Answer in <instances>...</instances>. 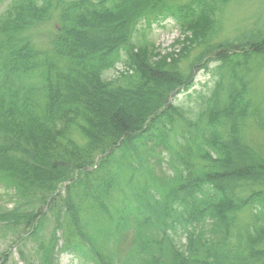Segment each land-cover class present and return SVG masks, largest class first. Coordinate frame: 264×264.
<instances>
[{
  "label": "trees",
  "instance_id": "obj_1",
  "mask_svg": "<svg viewBox=\"0 0 264 264\" xmlns=\"http://www.w3.org/2000/svg\"><path fill=\"white\" fill-rule=\"evenodd\" d=\"M177 1L13 0L0 12V182L17 200L52 199L58 184L77 173L62 199L65 229L59 212L51 214L63 230L60 250L92 264H125L104 252L112 229L115 246L126 245L130 227L139 264H233L239 255L228 257L224 250L230 226L245 208L254 210L244 234L248 264L264 259V104L252 96L264 68V17L224 37L220 11L231 0ZM54 17L53 53L46 57L23 35ZM167 19L180 37L162 53L144 29ZM62 59L66 68L60 72ZM119 62L124 73L105 78ZM196 66L212 83L188 93ZM36 76L39 82L31 83ZM175 93L186 94L187 103L170 102ZM248 122L263 135L261 144L248 138ZM108 150L88 171L94 157ZM146 156L157 160L151 164ZM163 166L172 177H158ZM120 184L115 209L109 197ZM153 212L163 228L160 241L158 234L153 241L159 258L146 234ZM32 214L8 215L30 223ZM176 215L192 226L183 250L166 233L164 220L177 222ZM206 218L217 238L204 236ZM45 221L30 226L29 236L38 237ZM55 232L47 244L39 243L41 264H52Z\"/></svg>",
  "mask_w": 264,
  "mask_h": 264
},
{
  "label": "rangeland",
  "instance_id": "obj_2",
  "mask_svg": "<svg viewBox=\"0 0 264 264\" xmlns=\"http://www.w3.org/2000/svg\"><path fill=\"white\" fill-rule=\"evenodd\" d=\"M185 1V0H181ZM187 1V0H186ZM4 7V6H3ZM264 12V0H232L226 8L223 10V16H222V24H223V32L222 36L227 35L228 37H231L235 34L237 29L241 28L243 25H250L253 21V17L256 16L257 13ZM55 21L51 20L47 24L41 25L37 27L35 30H32L30 33H28V37L33 40L38 48L42 50H48L50 45V40L53 35V25ZM145 28L144 25H141L140 29ZM144 36L153 44L155 47L158 48L159 51L165 52L168 47L177 39L179 38V33L177 29L174 26V23L172 20H167L166 22H162L160 24H152L151 28L147 30L144 29ZM117 70L120 71L121 67L118 65ZM113 76H116L115 72H108L105 74V77L107 79L112 78ZM193 79H194V87L192 90L199 91L200 89H204V86L206 85L209 87L211 85V76L209 73H205L203 69H200V67H194L193 68ZM191 90V91H192ZM190 93V92H189ZM183 96H179L178 99L182 100L183 102L187 103V100H183ZM252 96L254 97V100L256 102L264 103V69H262L258 75L257 79H255L253 85H252ZM196 97L195 95H192L191 100H193ZM247 134L248 138L256 145H259L261 143L262 135L257 132L253 126L250 125L248 122L247 124ZM111 202L114 205V208H117V196L114 195L111 197ZM0 205L2 209L10 210L13 206H15V202L11 201L4 193L3 189L0 188ZM22 211V210H20ZM91 211H84V214H89ZM249 222V212L244 211L243 213L239 214L238 221L235 226V230L233 232V236H231L228 239V245L231 244L233 247H235L234 252L236 254L238 253H244L245 254V248L243 244H238V233L244 234V226L247 225ZM210 222L207 221L205 224V230H211ZM50 227H52V222L50 223V226L44 231L45 235H48V232L50 230ZM176 235L175 242L177 243V246L179 249H182L183 246L186 244V238L185 234L183 232V228H178L177 225H174ZM2 234L5 232H1ZM209 235V234H206ZM59 236V233L57 234V237ZM214 236V235H213ZM23 249L25 253L28 255L29 261L32 264H38V258L34 253L35 245L31 241H26L23 243ZM112 245V242H110ZM22 247V246H21ZM2 254H5L2 256ZM165 256L169 255V252L167 249L164 250ZM228 254V253H227ZM5 259L7 260L6 264H24L21 263L18 259V248L17 244L14 243V237L12 234H5V237L0 238V260ZM77 259L73 255L61 253L57 255V264H77ZM0 264H3L0 262ZM258 264H264L263 262H260Z\"/></svg>",
  "mask_w": 264,
  "mask_h": 264
}]
</instances>
